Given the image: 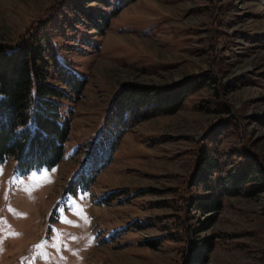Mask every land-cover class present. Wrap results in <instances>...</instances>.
Instances as JSON below:
<instances>
[{
    "label": "rangeland",
    "instance_id": "rangeland-1",
    "mask_svg": "<svg viewBox=\"0 0 264 264\" xmlns=\"http://www.w3.org/2000/svg\"><path fill=\"white\" fill-rule=\"evenodd\" d=\"M53 1L0 0V42L12 50ZM222 3L225 13L236 15L220 26L215 8ZM88 23L76 24L70 49L60 53L88 79L80 98L62 101L71 121L62 159L26 172L13 156L0 162V264H180L179 243L161 236L183 202L174 199L192 171L195 145L219 117L215 91L238 120L249 152L264 156V5L134 0L109 27ZM217 64L220 71L215 68L176 112L126 131L110 163L87 159L92 143L83 145L101 133L123 82L161 86ZM245 76L252 81H239ZM92 164L99 169L90 181ZM184 203L189 209V200ZM190 213L204 222L199 233L212 236L206 264H264V179L254 193L224 197L216 211Z\"/></svg>",
    "mask_w": 264,
    "mask_h": 264
},
{
    "label": "trees",
    "instance_id": "trees-1",
    "mask_svg": "<svg viewBox=\"0 0 264 264\" xmlns=\"http://www.w3.org/2000/svg\"><path fill=\"white\" fill-rule=\"evenodd\" d=\"M133 1L54 0L32 21L12 50L0 42V162L13 156L17 168L26 172L53 166L62 159L71 131L70 118L62 112V101L68 97L80 98L88 79L76 72L60 53L65 48L70 49L69 36L73 30L78 31L76 24L91 22V28L97 30L109 27L112 19ZM256 1L264 5V0ZM225 8L223 3L215 8L217 25L222 26L226 16L236 15L231 10L225 13ZM227 9L230 8L227 6ZM217 32L219 39L222 30L219 28ZM215 68L221 69L219 65L213 66L161 86L123 82L105 110L101 133L83 145L92 143L87 159L93 164L101 159L100 166L110 163L126 131L145 119L176 112ZM239 81L252 79L245 76ZM214 98L213 110L219 117L195 145L192 171L179 197L173 198L175 203L179 199L183 202L177 203L178 208L174 205L176 212L168 224L170 232L161 236L179 243L184 258L180 264H206L213 245L211 235L199 233L204 222L192 220L190 210L216 211L223 205L224 197L254 193L264 179V156L249 152L239 137V123L229 105L216 91ZM98 169L97 164L91 167L90 181ZM185 200H189V209L185 207ZM212 217L214 215L208 216Z\"/></svg>",
    "mask_w": 264,
    "mask_h": 264
},
{
    "label": "snow or ice",
    "instance_id": "snow-or-ice-1",
    "mask_svg": "<svg viewBox=\"0 0 264 264\" xmlns=\"http://www.w3.org/2000/svg\"><path fill=\"white\" fill-rule=\"evenodd\" d=\"M52 171L54 172V171H55V169H52Z\"/></svg>",
    "mask_w": 264,
    "mask_h": 264
}]
</instances>
